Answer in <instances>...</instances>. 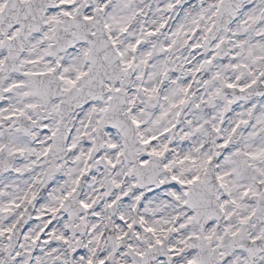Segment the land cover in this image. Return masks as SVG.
<instances>
[{"label": "snow or ice", "instance_id": "obj_1", "mask_svg": "<svg viewBox=\"0 0 264 264\" xmlns=\"http://www.w3.org/2000/svg\"><path fill=\"white\" fill-rule=\"evenodd\" d=\"M0 264H264V0H0Z\"/></svg>", "mask_w": 264, "mask_h": 264}]
</instances>
